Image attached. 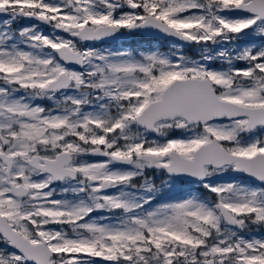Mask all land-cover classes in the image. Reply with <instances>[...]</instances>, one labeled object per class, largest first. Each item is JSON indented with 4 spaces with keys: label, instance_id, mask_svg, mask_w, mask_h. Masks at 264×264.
Masks as SVG:
<instances>
[{
    "label": "snow or ice",
    "instance_id": "1",
    "mask_svg": "<svg viewBox=\"0 0 264 264\" xmlns=\"http://www.w3.org/2000/svg\"><path fill=\"white\" fill-rule=\"evenodd\" d=\"M0 264H264V0H0Z\"/></svg>",
    "mask_w": 264,
    "mask_h": 264
},
{
    "label": "rangeland",
    "instance_id": "2",
    "mask_svg": "<svg viewBox=\"0 0 264 264\" xmlns=\"http://www.w3.org/2000/svg\"><path fill=\"white\" fill-rule=\"evenodd\" d=\"M46 33L50 32L51 29H46L45 27L40 26ZM173 41L170 40H147V39H143L141 38L140 35H135L133 36L132 39V43L130 44H124L122 42L119 43H105L104 45H100L99 43H97L95 46L97 47H111L114 49H118V48H134V49H143V50H147L149 48H159L161 51L164 52H168L172 49V45H173ZM255 43L257 45H259L261 43V41L259 39H257L255 41ZM183 53L187 56L193 57V58H197L198 54L200 52V47L194 44H185L183 46ZM214 67H220L219 62L215 63L213 65ZM173 135H180L179 132H175ZM150 171V170H148ZM148 171L146 172L147 176H153L156 178V183L159 184L160 183V179H162V177H160V174L158 172H154L153 170H151V173H148ZM142 182L141 181H138ZM177 187H183L185 189L188 188H197L199 187V185L196 184H183V185H177ZM204 195H208L206 192H204Z\"/></svg>",
    "mask_w": 264,
    "mask_h": 264
},
{
    "label": "flooded vegetation",
    "instance_id": "3",
    "mask_svg": "<svg viewBox=\"0 0 264 264\" xmlns=\"http://www.w3.org/2000/svg\"><path fill=\"white\" fill-rule=\"evenodd\" d=\"M22 23L23 24H30V23H35V21H28V20H24V21H22ZM42 27H45L46 29H50L48 26H45V25H41ZM141 36V38H143V39H147V40H155L154 38H150V37H148V36H144V35H140ZM132 39H133V36H131V39L130 40H128V41H118V42H114V43H119V42H122V43H124V44H130V43H132ZM157 40H165V39H157ZM174 134V133H173ZM172 134V135H173ZM241 177H243V176H241Z\"/></svg>",
    "mask_w": 264,
    "mask_h": 264
},
{
    "label": "water",
    "instance_id": "4",
    "mask_svg": "<svg viewBox=\"0 0 264 264\" xmlns=\"http://www.w3.org/2000/svg\"><path fill=\"white\" fill-rule=\"evenodd\" d=\"M46 26V25H45ZM144 36H148L150 38H154V39H165V40H170V41H173L171 38H166L164 37L162 34L161 35H158V36H153V35H150V34H144ZM131 39V36H128V37H125L124 39L122 40H119V41H128ZM114 42H118V41H112V40H109L107 41V43H114ZM174 42V41H173ZM185 45V44H184ZM241 176H243V174H241Z\"/></svg>",
    "mask_w": 264,
    "mask_h": 264
},
{
    "label": "trees",
    "instance_id": "5",
    "mask_svg": "<svg viewBox=\"0 0 264 264\" xmlns=\"http://www.w3.org/2000/svg\"><path fill=\"white\" fill-rule=\"evenodd\" d=\"M148 173H151V170H150V171H148Z\"/></svg>",
    "mask_w": 264,
    "mask_h": 264
}]
</instances>
